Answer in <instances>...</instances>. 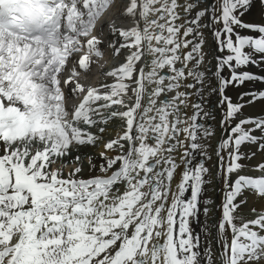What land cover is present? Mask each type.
<instances>
[{
    "label": "snow or ice",
    "instance_id": "obj_1",
    "mask_svg": "<svg viewBox=\"0 0 264 264\" xmlns=\"http://www.w3.org/2000/svg\"><path fill=\"white\" fill-rule=\"evenodd\" d=\"M0 264H264V0H0Z\"/></svg>",
    "mask_w": 264,
    "mask_h": 264
},
{
    "label": "bare ground",
    "instance_id": "obj_2",
    "mask_svg": "<svg viewBox=\"0 0 264 264\" xmlns=\"http://www.w3.org/2000/svg\"><path fill=\"white\" fill-rule=\"evenodd\" d=\"M121 60H122V57H115V58H109L107 60H100L98 63L92 65V73L97 78L103 79V73L106 72V71L111 70L112 67L117 66L120 63ZM100 65H103V67H100ZM248 70L257 71V69H255V68H250ZM90 82L95 84L96 80L93 79ZM257 159H259V157H257ZM174 183H175V181H174ZM218 197H219V194H218ZM217 202H219V198H218ZM248 218H251V217H248Z\"/></svg>",
    "mask_w": 264,
    "mask_h": 264
},
{
    "label": "rangeland",
    "instance_id": "obj_3",
    "mask_svg": "<svg viewBox=\"0 0 264 264\" xmlns=\"http://www.w3.org/2000/svg\"><path fill=\"white\" fill-rule=\"evenodd\" d=\"M111 136H114L115 135V132H114V130H111L110 129V133H109ZM113 134V135H112Z\"/></svg>",
    "mask_w": 264,
    "mask_h": 264
}]
</instances>
